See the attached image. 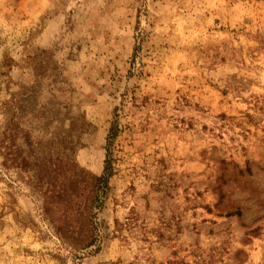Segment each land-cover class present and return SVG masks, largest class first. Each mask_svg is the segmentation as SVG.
I'll list each match as a JSON object with an SVG mask.
<instances>
[{
  "label": "rangeland",
  "instance_id": "obj_1",
  "mask_svg": "<svg viewBox=\"0 0 264 264\" xmlns=\"http://www.w3.org/2000/svg\"><path fill=\"white\" fill-rule=\"evenodd\" d=\"M0 264H264V0H0Z\"/></svg>",
  "mask_w": 264,
  "mask_h": 264
},
{
  "label": "trees",
  "instance_id": "obj_2",
  "mask_svg": "<svg viewBox=\"0 0 264 264\" xmlns=\"http://www.w3.org/2000/svg\"><path fill=\"white\" fill-rule=\"evenodd\" d=\"M114 134H111V136H113ZM68 147L63 145V149L66 151ZM64 153V152H63ZM62 159V157H61ZM67 162V161H66ZM64 164V162H63ZM107 164V168L110 167L109 162L106 161ZM79 176H81V174L77 173ZM76 175V173H75ZM41 177V176H40ZM36 179L37 182H43L42 178L40 179ZM92 178L90 179L89 183H87L88 189L85 193V200L86 203H83L81 206H78V210L75 211V214H73V218L71 219L70 223L68 224L66 218H70V215L66 212L67 210L64 209L63 210V218L65 219L64 224L60 225V227L58 228V232L59 235H61L63 238L69 240V242H71V244L73 245V247L76 248H84V247H88L90 245L93 244V242L96 240V235L93 232V226H92V208L97 206V202L99 199V191L100 188L103 186V183L105 182V176L100 175V176H91ZM52 178L49 177V180H51ZM48 182V181H47ZM45 182V183H47ZM82 180H77V175H76V180H75V184H81ZM102 182V184H101ZM44 183V182H43ZM61 186H59L58 188V192L55 196V198H53V192H52V188L49 189V191L51 192V194H49L47 196V198H49V202H53V201H59L60 202H64L65 204L68 203L69 201V194L73 193L75 190V188L70 187V191L68 190L67 187H65L63 184H59ZM69 192V193H68ZM88 200V202H87ZM49 202H45L44 205H47V203ZM67 206H65L66 208ZM75 208V210H76ZM48 209V208H47ZM76 220V222L74 223V221Z\"/></svg>",
  "mask_w": 264,
  "mask_h": 264
}]
</instances>
